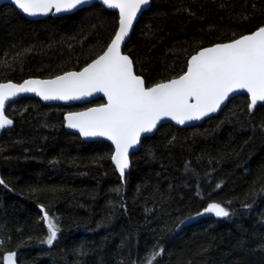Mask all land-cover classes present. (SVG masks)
<instances>
[{
	"label": "trees",
	"instance_id": "trees-1",
	"mask_svg": "<svg viewBox=\"0 0 264 264\" xmlns=\"http://www.w3.org/2000/svg\"><path fill=\"white\" fill-rule=\"evenodd\" d=\"M117 15L98 4L30 21L0 6V83L79 71L103 53ZM264 27V0H151L123 52L146 87L182 75L198 50ZM6 109L0 137V264H264V105L231 99L201 125H162L123 177L105 142L84 143L63 115L103 104ZM218 203L228 217L185 219ZM43 210V211H42ZM44 212L60 231L51 246Z\"/></svg>",
	"mask_w": 264,
	"mask_h": 264
},
{
	"label": "snow or ice",
	"instance_id": "snow-or-ice-1",
	"mask_svg": "<svg viewBox=\"0 0 264 264\" xmlns=\"http://www.w3.org/2000/svg\"><path fill=\"white\" fill-rule=\"evenodd\" d=\"M90 0H12L24 14L34 17L50 12H71ZM109 9L119 10V28L106 51L78 72H67L48 80H26L23 84H0V129L13 122L5 115V103L19 93H35L45 101L79 100L103 93L107 103L87 112L69 113L67 127L84 137H106L115 145L111 157L124 176L129 167V149L140 143L141 135L150 133L165 120L184 125L217 112L230 95L241 90L250 94L251 108L264 102V27L229 43L217 44L193 55L187 70L178 78L146 87L134 71L133 60L121 52L133 21L150 0H102ZM0 184H4L0 180ZM43 211V210H42ZM216 217L229 216L218 203L205 209ZM46 243L51 246L60 228L44 212ZM3 241H0L2 244ZM163 249L155 252L148 264ZM16 253L3 257L5 264H16Z\"/></svg>",
	"mask_w": 264,
	"mask_h": 264
},
{
	"label": "water",
	"instance_id": "water-1",
	"mask_svg": "<svg viewBox=\"0 0 264 264\" xmlns=\"http://www.w3.org/2000/svg\"><path fill=\"white\" fill-rule=\"evenodd\" d=\"M150 3H151V0H150ZM150 3H149V5L143 6L142 9H141V11L137 13L136 18H135V20L133 21L132 28H131V30H130V32H129V35L125 38V41H124V42L122 43V45H121V52H122V54H125V53L123 52V50H124L125 44L129 41V39H130V37H131V34H132V31H133V28H134L135 24L137 23V21L139 20V18L141 17V15L149 9V7H150ZM94 4H98V5H100L102 8H104L106 11L113 12V13H115V14L117 15V27H116V31H117L118 28H119V10H118V9H109V8H107V7L102 3V0H90V2H89L88 4H85V5L79 6L77 9H74V10L71 11V12L55 13L54 10H53V12H50V13H49L48 15H46V16H45V15H38V16H34V17H30V16L24 14L21 10H19V9H18V8L12 3V0H0V6H2V5H9V6H11L12 8H14V9H15L20 15H22L25 19L30 20V21L43 20V19H46V18H48V17H51V18H57V17L66 16V15H71V14L75 13L76 11H79V10L84 9V8H88V7H90V6L94 5ZM116 31H115V33H116ZM256 31H257V30H256ZM254 32H255V31H254ZM254 32H252V33H250V34H253ZM246 35H249V34H246ZM114 36H115V34H114ZM114 36H113V38H114ZM243 36H245V35H243ZM243 36H241V37H239V38H242ZM113 38H112V39H113ZM239 38H237V39H239ZM112 39H111V40H112ZM235 40H236V39H235ZM233 41H234V40H233ZM110 42H111V41H110ZM230 42H232V41H230ZM227 43H229V42H227ZM109 44H110V43H109ZM109 44H108V45H109ZM220 44H222V43H220ZM215 45H217V44H214V45H212V46H208V47L202 48V49L198 50V51H197L195 54H193V55H196L199 51H201V50H203V49H206V48H209V47H213V46H215ZM106 49H107V47H106ZM106 49L103 51V53L106 51ZM103 53H102V54H103ZM102 54H101V55H102ZM125 55H126V54H125ZM193 55H192V56H193ZM99 56H100V55H99ZM99 56H98V57H99ZM192 56H190V57L188 58V60H187V64H188V61L190 60V58H191ZM98 57H97V58H98ZM97 58H95V59H97ZM95 59H94V60H95ZM94 60H93V61H94ZM93 61H91L90 63H92ZM90 63H89V64H90ZM187 64H186V70H187ZM86 66H87V65H86ZM86 66H85V67H86ZM82 70H83V68H82L81 70H79V71H82ZM186 70H185V72H186ZM70 72H78V71H70ZM66 73H67V72H66ZM64 74H65V73H64ZM183 74H184V73H183ZM62 75H63V74H62ZM54 78H55V77L50 78V79H54ZM177 78H178V77H177ZM30 79H32V80H48V79H41V78H29V79H26V80H30ZM26 80H24V81H26ZM24 81L21 82V83H18V84H17V83H13V82H1L0 84L12 83V84L20 85V84H23ZM154 86H155V85H154ZM151 87H152V86H151ZM239 96H245V97L248 99V108H249V110H250V104H251L250 94H248L246 91L241 90V91H239V92L232 93V94L230 95L229 99L226 100L225 103L221 105L220 109H219L217 112H215V113H211L209 116H206V117L202 118L201 120H198V121H191V122H188V123H186V124H184V125H180V124H177L175 121L165 119V120L161 121V122L157 125L156 129H154L152 132L142 134V135H141V139H140V143L137 144L136 146H134L133 148L129 149V167L125 170L124 175L127 174V173L129 172V170H130V168H131V158H132V156H133L135 153H137V152L139 151V148H140V145H141V142L143 141V139L148 138V137H151L152 135H154V133L157 131V129H158L160 126H162V125H171L172 127H175V128H178V129H185V128H191V127L199 126V125H201L205 120H208V119H210V118H212V117L217 116V115L221 112V110L227 105V103H228L231 99L236 98V97H239ZM22 98H32V99H35V100L39 101L42 105H45V106H64V107H70V106H74V105H80V106H82V105H87V104L91 103L92 101H94V100H96V99H99V98L103 99L104 103L101 104V105H97V106H89V107H86V108L81 109V110H78V111H70V112L65 113V114L63 115V118H62V120H63V128H64V131H65V132H67V133H69V134H73V135L79 137L80 140H81L82 142H84V143H93V142H105V143H107V144L112 148V155H111V157L115 154V145L112 143V141L108 140L106 137H84V136H82V135L79 133L78 130H76V129H72V128H68V127H67V121H66V119H65V117H66L69 113H75V112H87V111H88L89 109H91V108H98V107H101V106L105 105V104L107 103V97H105V96L103 95V93H94L92 96H89V97H83V98H81V99H79V100H70V101H60V100H50V101H45V100L41 99L39 96H37L35 93H30V92H28V93H19L17 96L12 97V98L9 99L8 101H6V103H5V109H4L5 115H6V109H7V107H8L10 104H12V103H14V102H16V101H18V100H20V99H22ZM261 105H264V102H258L257 105H256L254 108H251L250 111H251V112L254 111L255 108H256L257 106H261ZM7 118H8V117H7ZM12 122H13V121H12ZM12 127H13V123H12L10 126H6L5 128L0 129V137H1V134H2L4 131H6V130H8V129H11ZM110 161H111V164H112L114 170L116 171V173H117L118 175H121L120 172H119V170L117 169L115 163L113 162V160L110 159ZM211 217H212V218H215L216 216H215L213 213H207V212H205V209H204V210H202L201 212H199V213H197V214H195V215H193V216H191V217L185 219V220L183 221V223H182V227H184V226H188V225L193 224V223H196V222H198V221L201 220V219L211 218ZM5 256H6V255H5ZM15 259H16V257H15ZM3 264H5L4 261H3ZM16 264H17V262H16Z\"/></svg>",
	"mask_w": 264,
	"mask_h": 264
}]
</instances>
